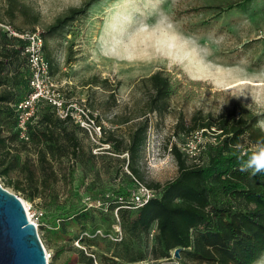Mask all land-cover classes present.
<instances>
[{
  "label": "rangeland",
  "instance_id": "374dc122",
  "mask_svg": "<svg viewBox=\"0 0 264 264\" xmlns=\"http://www.w3.org/2000/svg\"><path fill=\"white\" fill-rule=\"evenodd\" d=\"M23 1L39 12L41 33L70 9L87 6L85 14L64 31L48 37L47 54L56 88L80 114L98 113L106 138L110 132L127 137L139 124L137 119L149 113L145 78L156 72L170 77L174 92L168 108L161 115H148L150 127L137 165L138 180L145 187L177 178L172 145L195 162L208 145L219 142L221 132L216 129L177 134L180 117L188 126L198 112L218 118L243 108L258 117L264 132V0ZM230 3L232 9L224 11ZM4 4L0 0V8ZM2 46L0 36V51L5 52ZM19 64L20 60L12 70ZM72 129L80 153L73 163L66 159L57 166L56 201L48 193L30 201L17 190L26 184L25 164L37 166L38 150L32 144L10 141L8 163L15 161L18 167L0 176V183L21 199L37 224L49 264H82L80 251L96 258L95 264H110L112 254L80 242L87 234L72 218L87 212L89 225L100 227L96 236L118 241L116 210L106 212L98 202L126 185L128 155L118 156L110 144L96 145L79 128ZM3 136L10 137L6 131ZM6 152L0 151V159ZM68 163L74 175L65 180ZM256 264H264V256Z\"/></svg>",
  "mask_w": 264,
  "mask_h": 264
},
{
  "label": "trees",
  "instance_id": "16d2710c",
  "mask_svg": "<svg viewBox=\"0 0 264 264\" xmlns=\"http://www.w3.org/2000/svg\"><path fill=\"white\" fill-rule=\"evenodd\" d=\"M228 5L224 11L234 6L233 3ZM86 8L70 9L66 16L58 18L41 33L49 61L48 37L64 31L85 14ZM40 17L39 12L23 0H5L0 8V23L9 22L19 33L36 32ZM0 36L5 49V52L0 51V151H7L3 160L0 159V176H7L18 167L15 161L8 163L10 141L24 146L32 144L38 150L37 166L25 164L26 184L18 186L17 190L30 201L43 199L46 193L56 201L57 166L64 165L66 159L73 163L80 153V143L71 127L88 134L71 117L61 119L50 105L42 103L28 126L29 142L20 139L16 106L30 92V71L22 55L25 43L1 30ZM19 60L20 67L12 70ZM143 83L150 93L149 113L137 119L139 124L127 137L110 132L106 138L104 129L101 141L110 144L116 155H128L130 175H125L126 185L120 187L115 196L101 197L103 202L108 200L110 212L118 209L119 221H116L122 239L112 241L96 236L100 227L90 226L88 213L80 212L72 218L75 226L87 234L80 242L112 254L110 264H256L264 256V173L253 175L251 169L243 171L242 167L256 150L253 148L264 147V132L257 125L258 117L243 108L218 118L198 112L188 126L180 117L175 128L177 134L192 135L216 129L221 132L219 142L208 145L195 162H190L172 145L170 149L178 165L177 178L164 185L149 186L157 196L143 208L125 209L116 203L115 197L129 196L140 182L137 165L150 127L148 115H161L174 92L170 77L163 72L152 74ZM19 95L21 98L17 99ZM97 122L101 123L100 119ZM5 131L9 138L3 136ZM68 164L63 175L65 180L74 175L73 166ZM178 249L180 257L176 259L174 253ZM79 255L82 264H95L96 258L87 257L83 251Z\"/></svg>",
  "mask_w": 264,
  "mask_h": 264
},
{
  "label": "built area",
  "instance_id": "2783aa9c",
  "mask_svg": "<svg viewBox=\"0 0 264 264\" xmlns=\"http://www.w3.org/2000/svg\"><path fill=\"white\" fill-rule=\"evenodd\" d=\"M5 26L7 25L0 23L2 32L6 33L10 38H17L25 43L22 55L27 60V67L30 71V92L16 106L20 139L29 142L28 126L36 118L39 106L45 103L50 105L61 119L71 117L96 145L103 146L101 141L104 135L105 122H97L99 114L96 112H90L89 114L87 109V111L83 110L82 114H80L78 109L74 107L75 104H68V100L64 98L62 92L54 85L52 66L45 55L44 39L41 36V32L37 30L36 32L19 33L9 25ZM156 196L155 190L137 182L136 188L132 190L129 196H117L115 198L120 208L139 209L146 206ZM107 197L110 198L111 195ZM107 201L98 202V205L106 206V212L109 205ZM116 217L118 220L117 214ZM31 219L30 221L37 226L35 221ZM119 233L120 238L118 241L122 239V233ZM47 257L49 259V256Z\"/></svg>",
  "mask_w": 264,
  "mask_h": 264
},
{
  "label": "water",
  "instance_id": "95a60500",
  "mask_svg": "<svg viewBox=\"0 0 264 264\" xmlns=\"http://www.w3.org/2000/svg\"><path fill=\"white\" fill-rule=\"evenodd\" d=\"M180 257V250L174 253ZM0 264H49L37 226L18 196L0 183Z\"/></svg>",
  "mask_w": 264,
  "mask_h": 264
},
{
  "label": "clouds",
  "instance_id": "9594fccd",
  "mask_svg": "<svg viewBox=\"0 0 264 264\" xmlns=\"http://www.w3.org/2000/svg\"><path fill=\"white\" fill-rule=\"evenodd\" d=\"M251 169L253 175L264 173V147L257 148L244 163L242 170Z\"/></svg>",
  "mask_w": 264,
  "mask_h": 264
},
{
  "label": "bare ground",
  "instance_id": "6f19581e",
  "mask_svg": "<svg viewBox=\"0 0 264 264\" xmlns=\"http://www.w3.org/2000/svg\"><path fill=\"white\" fill-rule=\"evenodd\" d=\"M27 211H28V209H27ZM28 215H29V218L31 219V217H30V214H29V211H28ZM32 220V219H31ZM47 252V251H46ZM47 256H48V252H47ZM49 260V259H48Z\"/></svg>",
  "mask_w": 264,
  "mask_h": 264
}]
</instances>
